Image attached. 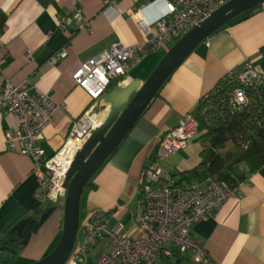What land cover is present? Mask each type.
I'll list each match as a JSON object with an SVG mask.
<instances>
[{"label": "crops", "instance_id": "obj_1", "mask_svg": "<svg viewBox=\"0 0 264 264\" xmlns=\"http://www.w3.org/2000/svg\"><path fill=\"white\" fill-rule=\"evenodd\" d=\"M40 2L0 0V12L7 15L0 33V87L28 83L31 95L45 94L60 106L39 143L50 158L65 145L73 119L81 117L92 104L87 93L75 85L73 74L84 62L118 41L128 46L141 42L136 24L140 19L151 24L153 35L159 34L155 22L167 10L163 0H53L47 6ZM75 3L91 22L92 33L78 31L75 21L66 30L59 27L62 18L73 17ZM244 16L199 44L164 83L130 135L97 171L95 187L88 186L81 196V224L90 213L99 211L108 218L110 228L122 226V232L135 236L140 182L160 140L177 127L180 119L194 112L202 98L211 94L228 73L245 62H251L264 74V4ZM63 50L67 57L51 64V59ZM139 66L130 72L126 83L137 79L144 82L132 73ZM97 106L104 108L102 100ZM18 125V117L0 111V247L5 236L20 221L32 217L40 205L33 159L10 151L5 141L6 134ZM202 151L201 143L192 142L185 152L164 159L160 167L168 175L189 171L202 162ZM240 171L247 180L239 185L235 196L216 215L190 229L215 264H264V167L253 174L242 164ZM61 218L58 215V221L45 222L29 244L21 247L17 255L21 262L6 263L29 264L52 252L62 237ZM103 248L98 244L90 249L79 264H97ZM2 256L0 264L6 261ZM179 261L194 264L188 253L171 258L160 255L157 264Z\"/></svg>", "mask_w": 264, "mask_h": 264}, {"label": "built area", "instance_id": "obj_2", "mask_svg": "<svg viewBox=\"0 0 264 264\" xmlns=\"http://www.w3.org/2000/svg\"><path fill=\"white\" fill-rule=\"evenodd\" d=\"M230 1L163 0L166 14L155 22L159 34L153 35L151 24L140 19L136 24L143 38L141 42L128 46L118 41L84 62L72 78L75 85L87 93L92 104L81 117L73 119L63 148L72 142L81 150L101 126L108 108L99 109L97 105L113 81L121 80V84H125L130 72L149 55L169 49L171 43H176ZM75 6L73 17L62 18L59 27L66 30V26L75 21L78 31L92 33L91 22L85 19L76 3ZM67 55L63 50L50 63H57ZM254 67L247 61L221 80L233 86L228 97L233 111H244L253 100L249 93L264 89V74ZM27 88L28 83L0 87V111L19 119L18 128L6 134L7 148L33 159L39 204L64 207L67 189L63 185L74 161L69 157L60 158L63 148L49 158L39 147L44 130L53 122L54 112L60 106L45 94L31 95ZM209 96L204 97L208 102L211 101ZM199 136V119L189 113L160 140L156 160L146 169L140 182V216L135 236L122 232V226L110 228L104 214L92 212L80 225L76 246L66 264H79L81 256L98 244H103L104 248L97 257V264H157L160 255L171 258L177 253L190 254L194 264H215L205 245L190 229L193 224L216 215L224 203L235 196L237 188L211 179L180 185L178 178L166 174L159 165L164 159L185 152Z\"/></svg>", "mask_w": 264, "mask_h": 264}, {"label": "water", "instance_id": "obj_3", "mask_svg": "<svg viewBox=\"0 0 264 264\" xmlns=\"http://www.w3.org/2000/svg\"><path fill=\"white\" fill-rule=\"evenodd\" d=\"M158 1L150 0L151 3ZM263 4L264 0L230 1L172 45L146 81L142 82L137 79L123 83L101 98L104 107L108 108L107 116L76 155L63 185L67 189V195L61 222L63 225L61 240L51 254L31 264L67 263L78 239L77 233H79L81 224V196L97 171L130 135L129 133L133 131L137 121L140 120L153 100L158 97L164 83L185 61L186 57L216 32ZM55 210V207L45 210L40 219L35 217L23 219L9 234H17L22 239V245L27 246L32 236L39 232L45 222L55 213ZM1 250H7L15 255L8 247L4 246V249ZM2 264L7 263L3 262Z\"/></svg>", "mask_w": 264, "mask_h": 264}, {"label": "trees", "instance_id": "obj_4", "mask_svg": "<svg viewBox=\"0 0 264 264\" xmlns=\"http://www.w3.org/2000/svg\"><path fill=\"white\" fill-rule=\"evenodd\" d=\"M40 1L47 6L53 0ZM6 16L0 12V33L6 25ZM221 82L209 93L211 101L205 100L204 96L192 112L200 122V136L196 141L203 146L200 155L202 162L189 171L173 175L180 185L203 183L211 179L234 189L247 180L240 171V165L245 164L253 174L264 167V89L251 91L252 103L244 111L238 112L229 106L228 97L233 86ZM121 83V80L113 81L108 92ZM155 156L156 151L151 157L152 161L156 160ZM88 186L95 187L93 180ZM52 207L54 205L51 203L40 204L32 217L40 219L45 210ZM5 237L2 245L16 255L23 247L21 237L15 233Z\"/></svg>", "mask_w": 264, "mask_h": 264}, {"label": "rangeland", "instance_id": "obj_5", "mask_svg": "<svg viewBox=\"0 0 264 264\" xmlns=\"http://www.w3.org/2000/svg\"><path fill=\"white\" fill-rule=\"evenodd\" d=\"M175 43H171L170 45H169V49L172 47V45H174ZM169 49H167V50H164L163 52H161V53H158L156 56H153V57H149L148 59H145V61L134 71V72H132L133 73V75L135 76V77H138V78H141V79H144V81H146L147 80V78L151 75V73H152V71H154V69L157 67V65L159 64V62H160V60H162V58L165 56V54H166V52L169 50ZM157 60H159L158 61V63H156V61ZM163 161H161L160 163H162ZM160 163H159V165H160ZM63 204H65V201L63 202ZM55 208H56V210H55V213L49 218V220L48 221H51V222H56V221H58V215L61 217L62 216V218H61V220L63 221V215H64V210H63V207L62 206H60V205H57V206H55ZM1 249H4V246L3 245H1V247H0V254L1 255H3L2 257L6 260L5 262H10V263H16L17 261H19L18 259H17V255H18V253L16 254V255H13V254H11V253H7L5 250H1ZM20 250H21V248H20ZM19 250V251H20ZM54 251V250H53ZM52 251V252H53ZM52 252H50L49 254H51ZM49 254H47V255H44V257H42L41 259H44L46 256H48ZM41 259H38V260H36V261H34V262H32V263H35V262H38V261H40ZM17 260V261H16ZM19 262H21V261H19ZM29 264H31V263H29Z\"/></svg>", "mask_w": 264, "mask_h": 264}, {"label": "bare ground", "instance_id": "obj_6", "mask_svg": "<svg viewBox=\"0 0 264 264\" xmlns=\"http://www.w3.org/2000/svg\"><path fill=\"white\" fill-rule=\"evenodd\" d=\"M64 150L62 151L60 158L64 159L66 157H69L70 159H72L71 161L75 160L76 155L78 154V152L80 151L78 149V147H76L74 145V143H69L66 148H63Z\"/></svg>", "mask_w": 264, "mask_h": 264}]
</instances>
